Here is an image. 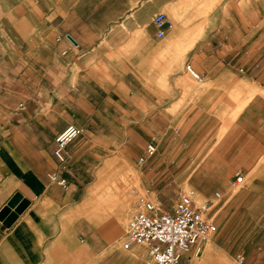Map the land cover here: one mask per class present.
Listing matches in <instances>:
<instances>
[{
  "label": "crops",
  "instance_id": "crops-1",
  "mask_svg": "<svg viewBox=\"0 0 264 264\" xmlns=\"http://www.w3.org/2000/svg\"><path fill=\"white\" fill-rule=\"evenodd\" d=\"M32 2H15L11 9L15 26L24 22V33L13 26L6 30L13 45L0 34V211L17 193L28 200L10 225L0 219V264H91L102 249L108 256V217L97 211L98 196L107 195L98 189L101 173L111 148H127L129 134L138 133L130 129V112L145 117L143 75L129 72L143 69L146 55L159 60L155 39L178 36L176 47L202 75L196 81L204 88L177 117L210 118L216 133L223 125L218 112L244 101L208 145L226 172L243 179L260 163L264 0H40L39 29L27 19ZM159 13L169 22L161 38L153 25ZM174 87L170 106L181 92ZM152 92V117L160 118L155 83ZM67 123L80 133L60 160L54 139ZM182 129L179 124L171 130L170 145H194L196 131L188 135ZM164 133L157 146L164 145ZM145 145L143 138L140 149ZM52 175L64 178L66 186Z\"/></svg>",
  "mask_w": 264,
  "mask_h": 264
},
{
  "label": "rangeland",
  "instance_id": "rangeland-1",
  "mask_svg": "<svg viewBox=\"0 0 264 264\" xmlns=\"http://www.w3.org/2000/svg\"><path fill=\"white\" fill-rule=\"evenodd\" d=\"M23 1L0 0V34L4 36L1 40L6 45H13V39L7 37L6 33L9 27L13 26V29L24 33V22L15 26L18 18L11 14L14 3ZM32 1L33 10L29 12L27 19L39 29L40 0ZM179 40L176 35L167 42L155 39L159 60L156 56L154 59L152 55H146L142 63L143 69L129 72V76L134 78L137 72L138 75H143L145 117H138V113L132 110L129 117L130 129L133 127L138 133L133 131L129 134L127 148L114 145L112 151L108 152V168L101 173L102 181L98 187L101 194L105 192L107 195H99L97 198V211L108 217V256L102 255V249L101 254H98L100 258L93 260L91 264H154L143 246L135 245L129 250L123 249L122 241L127 223L137 211L138 197L154 199L168 209L180 191L190 192L196 205L206 200L215 202L208 217L218 224V231L210 240L201 242L198 250L194 248L184 254L182 264H264V197H261V192L264 191V157L258 165L244 173L243 181L235 184V172H226L225 165L213 152V145H208L213 137L224 131L226 124L235 117L244 101H238L233 110L224 109L218 112L223 125L216 133H211L214 127L210 118L177 117L183 113L187 104L194 102L195 96L204 88L203 82H197L185 70L188 60L176 47ZM18 43L31 44L25 39H20ZM153 83L160 87V118L152 117L157 104L152 92ZM174 84L181 92L176 102L173 101L170 106L169 95L170 90L175 88ZM169 114L173 117H169ZM185 120L188 122L186 126ZM193 121H197V125L192 126ZM179 124L183 133L196 131L194 145H170L168 141L171 130ZM164 132V145H158L154 154L143 165H139L137 160L145 148L140 149L143 138L147 144L152 137L157 140ZM117 136L120 144L121 135ZM207 136L209 138L206 143L198 145ZM255 177H259L260 181H252ZM203 189L207 192H203ZM216 191L222 192L219 200L212 196ZM112 200L117 203L111 208ZM125 203L132 204L130 210ZM120 211L127 214L124 222L117 217ZM238 255L243 256L241 263L237 261Z\"/></svg>",
  "mask_w": 264,
  "mask_h": 264
},
{
  "label": "built area",
  "instance_id": "built-area-1",
  "mask_svg": "<svg viewBox=\"0 0 264 264\" xmlns=\"http://www.w3.org/2000/svg\"><path fill=\"white\" fill-rule=\"evenodd\" d=\"M153 25L156 37L161 38L169 22L163 13H159L154 17ZM185 70L195 80L201 79L200 74L192 69L190 64L185 65ZM79 133V127L67 123L54 139V155L63 160L66 146ZM156 141V138L152 137L146 144L144 153L137 160L139 165H143L147 158L154 154ZM51 179L61 186H66V180L62 177L52 175ZM242 179L243 175L237 174L234 183H240ZM212 196L219 200L221 193L216 191ZM214 205L212 200L196 205L191 193L185 191L176 194L168 209L163 208L154 199L138 197L137 211L127 223L122 247L124 250H129L135 245L145 247L154 264H182L185 253L197 248L201 242L210 240L218 231L217 223L208 217ZM242 260L243 256L238 255L237 261L241 263Z\"/></svg>",
  "mask_w": 264,
  "mask_h": 264
},
{
  "label": "water",
  "instance_id": "water-1",
  "mask_svg": "<svg viewBox=\"0 0 264 264\" xmlns=\"http://www.w3.org/2000/svg\"><path fill=\"white\" fill-rule=\"evenodd\" d=\"M71 40L75 42L74 39ZM28 204V200L23 199L20 194H15L0 211V219L5 225H10L17 214L20 213Z\"/></svg>",
  "mask_w": 264,
  "mask_h": 264
},
{
  "label": "bare ground",
  "instance_id": "bare-ground-1",
  "mask_svg": "<svg viewBox=\"0 0 264 264\" xmlns=\"http://www.w3.org/2000/svg\"><path fill=\"white\" fill-rule=\"evenodd\" d=\"M128 202V201H127ZM116 203H117V201L116 200H112V203H110V205H111V208L113 207V206H115L116 205ZM125 206H127L128 207V209L130 210V206H132V204H127V203H125L124 204ZM123 205H121V207H122ZM126 216H127V214L125 213V214H123V213H121V211H120V213H119V215L117 216L121 221H125L126 220ZM201 247V245L199 244L198 245V247L196 248L197 250L199 249Z\"/></svg>",
  "mask_w": 264,
  "mask_h": 264
}]
</instances>
